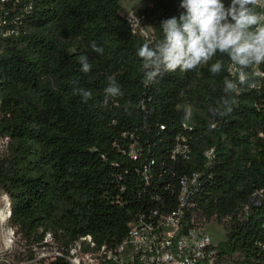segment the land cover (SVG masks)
<instances>
[{"label":"trees","instance_id":"16d2710c","mask_svg":"<svg viewBox=\"0 0 264 264\" xmlns=\"http://www.w3.org/2000/svg\"><path fill=\"white\" fill-rule=\"evenodd\" d=\"M122 1L0 0V135L10 137L0 189L10 222L29 244L47 245L50 232L58 251L86 235L113 246L139 214L176 207L182 181L196 175L188 201L223 224L220 253L264 264V64L248 70L260 74L255 87L240 85L223 117L209 108H223V81L232 78L226 55L146 87L136 50L162 37L161 22L179 16L181 0L140 9L150 36L134 31ZM81 55L91 65L86 74ZM217 59L224 68L213 75ZM109 77L124 94L105 103ZM75 88L92 97L83 102ZM45 264L73 263L53 255Z\"/></svg>","mask_w":264,"mask_h":264},{"label":"clouds","instance_id":"9594fccd","mask_svg":"<svg viewBox=\"0 0 264 264\" xmlns=\"http://www.w3.org/2000/svg\"><path fill=\"white\" fill-rule=\"evenodd\" d=\"M261 0H181L179 5L183 11L178 17H171L161 22L162 37L152 43H144L136 50L141 60L140 71L143 73L142 83L150 86L158 82L164 74L177 70L190 71L207 65L217 54L226 55L232 65L231 79L224 78L225 97L223 108H209L212 116L223 117L230 113L232 94L238 93L240 85L255 87L253 78L260 75L248 71L254 66L264 64V10H257ZM92 50L103 54V48L94 42ZM80 71L91 70L88 57H78ZM224 62L217 59L211 64L210 72L219 74ZM105 103L109 98L122 97L123 92L113 77L104 89ZM74 93L87 102L92 93L83 88H75ZM192 107L184 106V118L190 119ZM212 128L215 123H211Z\"/></svg>","mask_w":264,"mask_h":264},{"label":"built area","instance_id":"2783aa9c","mask_svg":"<svg viewBox=\"0 0 264 264\" xmlns=\"http://www.w3.org/2000/svg\"><path fill=\"white\" fill-rule=\"evenodd\" d=\"M9 141V136L0 135V153L6 151ZM212 152L210 149L207 154ZM195 180L196 175L182 181L173 209H151L131 220L127 234L116 245L98 246L91 235H86L54 255L64 256L73 264H238L220 253L205 229L208 221L194 211V202L188 201L189 185ZM4 196L11 213L9 196L5 192Z\"/></svg>","mask_w":264,"mask_h":264},{"label":"rangeland","instance_id":"374dc122","mask_svg":"<svg viewBox=\"0 0 264 264\" xmlns=\"http://www.w3.org/2000/svg\"><path fill=\"white\" fill-rule=\"evenodd\" d=\"M151 0H123L121 14L132 22L134 31L144 36L152 33L148 23L139 16V11ZM264 6V1H262ZM6 197L0 189V210L7 211ZM215 244H219L227 237L223 224L215 220L209 221L205 226ZM43 242L48 244H29L16 232L10 218L0 221V264H45L52 259L57 251L56 243L46 233Z\"/></svg>","mask_w":264,"mask_h":264},{"label":"bare ground","instance_id":"6f19581e","mask_svg":"<svg viewBox=\"0 0 264 264\" xmlns=\"http://www.w3.org/2000/svg\"><path fill=\"white\" fill-rule=\"evenodd\" d=\"M5 208H7V211H5L6 212L5 214H4V210H0V221H4V220L8 219V216L10 215L7 203H6V207Z\"/></svg>","mask_w":264,"mask_h":264}]
</instances>
